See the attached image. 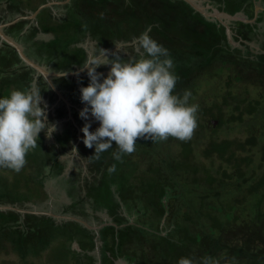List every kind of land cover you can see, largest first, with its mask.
I'll use <instances>...</instances> for the list:
<instances>
[{"label":"trees","instance_id":"trees-1","mask_svg":"<svg viewBox=\"0 0 264 264\" xmlns=\"http://www.w3.org/2000/svg\"><path fill=\"white\" fill-rule=\"evenodd\" d=\"M49 1L7 0L0 9V24L27 16ZM209 2L229 15L243 12L252 18V0ZM52 8L43 9L34 21L21 20L4 29L28 58L54 73L75 72L87 63L85 45L91 42L93 57L102 53L100 49L122 45L124 53L114 50L108 58L139 59L134 38L151 25L149 35L173 59L174 94L188 91L189 104L198 106L197 127L187 140L138 138L135 151L120 160L113 158L116 148L99 159H87L94 148L83 144V133L77 136L70 122L53 133L52 142H46L42 131L19 172L0 168V206L28 210L44 200L46 182L64 177L66 162L60 158L78 137L76 150L87 174L73 172L67 180L85 194L67 193L71 203L61 215L89 224L92 218L100 225L104 221L95 213L104 212L115 226L103 227L97 239L93 231L73 221L0 211V253L10 250L27 262L52 251L58 242L66 264H114L118 259L128 264H178L182 257L193 264H264V54H251L243 43V50L233 48L223 26L204 19L181 0H71L54 6L60 10L57 14ZM262 19L264 14L256 22ZM236 24L233 39L253 41L254 26ZM86 73L52 81L59 90L73 92L72 102L78 105L76 80L86 87ZM201 81L210 83L212 92L197 98ZM32 88L55 101L45 80L2 43L0 96ZM65 116L66 111L58 109L48 121L53 124ZM236 129L239 136H230ZM113 165L115 171L109 172ZM96 241L99 257L92 253Z\"/></svg>","mask_w":264,"mask_h":264},{"label":"clouds","instance_id":"clouds-1","mask_svg":"<svg viewBox=\"0 0 264 264\" xmlns=\"http://www.w3.org/2000/svg\"><path fill=\"white\" fill-rule=\"evenodd\" d=\"M151 30L149 25L134 38L139 59H109L100 49L102 57L90 59L79 69H87L89 79L88 85L79 89L84 104L79 117L85 121L82 142L94 148V155L87 159H99L103 152L116 148L112 155L120 160L135 151L138 138L152 142L169 137L187 140L197 127L198 106L189 104L190 92L174 94L177 76L173 59L168 49L149 35ZM101 66H110L107 76L97 72ZM41 104L35 88L0 96V168L19 172L28 152L38 146L39 134L44 131L50 138L56 131ZM92 121L99 124L94 131L90 130ZM108 171H115V165ZM178 264L193 261L182 257Z\"/></svg>","mask_w":264,"mask_h":264},{"label":"water","instance_id":"water-1","mask_svg":"<svg viewBox=\"0 0 264 264\" xmlns=\"http://www.w3.org/2000/svg\"><path fill=\"white\" fill-rule=\"evenodd\" d=\"M70 1L71 0L47 2L45 4L40 5L34 12L30 13L27 16H19L12 21L0 24V44L5 43V44L9 45L10 47H12L16 51L21 62L24 63L27 67L34 70L37 76H41L45 80L47 85L50 87V89L53 91V93H55L60 100L65 102V104L69 108V113L71 112V110H70L71 105L62 97L61 93L55 87L52 79L57 78V77H75L77 75V73H81V72L79 70L75 71V72H70V73H54V72L49 71L45 66L39 65L38 63H36L33 60H31L30 58H28L24 52L23 46L20 43H18L14 38L6 35L4 32V29L11 26V25L16 24L17 22H19L21 20H34L37 18V16L39 15V13L43 9L51 8L54 5L63 6L65 4H68ZM181 1L188 4L194 11L199 13L204 19H206L208 21H217L221 26H223L225 28V33H226V38H227L228 44L230 46H232L233 48L243 49V47L241 45H239V43H237L233 40V33H232L230 26L234 22H242V23H246V24H251L254 22V20H251V21L248 20L242 12H238L234 15H229L225 12H221L216 7L211 5L209 0H181ZM260 10H264V9H262L259 6V4L256 3L255 4V15H257V13ZM109 51H113V50H109ZM109 51H107L106 53H108ZM85 70H87V69H85ZM70 119H71V117H70ZM213 124L216 125L217 122L213 121ZM78 132H79V130H78ZM0 211L1 212L15 211V212L20 213V214L44 215V216H48V217H51L53 219H56L58 221H73V222H76V223L84 226L86 229L93 231L95 233L97 239L99 237V230H101L103 227H105L109 224L115 226L114 224L109 223L107 221L100 224V225L89 224L88 222H86L80 218L70 216V215H57V214H54L52 212H39V211L32 212V211H28V210H22V209H19L18 207L11 206V205H1ZM166 216H167V214L165 213V215L163 216V219L161 221L162 224L164 223ZM98 244H99V242L96 241V247ZM72 246L76 251H80L79 247L76 243H73ZM96 253L99 254L98 248H96ZM114 264H128V263L121 260V259H118V260L114 261ZM132 264H135V263H132Z\"/></svg>","mask_w":264,"mask_h":264},{"label":"flooded vegetation","instance_id":"flooded-vegetation-1","mask_svg":"<svg viewBox=\"0 0 264 264\" xmlns=\"http://www.w3.org/2000/svg\"><path fill=\"white\" fill-rule=\"evenodd\" d=\"M51 2V1H49ZM252 3H253V8H252V18L249 19L245 13H243L246 18L248 20H254L253 23L251 24H247V25H250V26H254L253 27V41H251L250 43H247L246 41H243L241 39H239L238 41H234L239 43V45H241L242 43L243 44H248L249 45V48H250V53L253 54V55H257L258 53H262L264 54V49L262 50L261 49V45L264 46V19H262V21L260 22H256L257 19L259 18L260 15L264 14V10H260L257 15H255V4L258 3L259 6L264 9V0H252ZM53 14H56L55 10L52 11ZM242 23V22H241ZM246 24V23H244ZM236 22H234L230 27L233 28V35H236V32H237V27H236ZM232 30V29H231ZM85 48H87V52H88V60L87 62L90 60V59H93L95 57H93L92 55V50H93V43H89L87 42L86 45H85ZM118 48V49H117ZM238 49V48H237ZM114 50H120L121 52L124 53V50L122 49V45L121 46H117ZM243 50V49H241ZM109 51V50H108ZM107 51H105L106 53ZM112 51H109L108 53H106V56L108 57V54H110ZM100 57L103 56V53H101L99 55ZM101 62H104L103 60H101ZM110 71V66H101L99 68H97V72L98 73H102L104 76H107L108 72ZM83 72H87V70H84ZM80 74V73H79ZM77 76V75H76ZM75 76V77H76ZM76 86H77V89L79 90L81 87H83L81 85V83H79L77 80H76ZM56 87V86H55ZM50 88V87H49ZM57 88V87H56ZM51 90V89H50ZM57 90L61 93L62 97L71 105V112L69 113V108L67 107V105L65 104L64 101L60 100L57 95L55 93H52L55 95V101L53 103H51L50 101V95H44L42 96V104L41 106L42 107H46V115H47V118L50 117V116H53L54 113L56 112V110L58 109H64L66 111V116L63 118V119H59V120H56L52 125H55L56 127V131L55 132H61L65 127V124L66 122H70L72 126H74V128L76 129V132H77V136H80L81 134V128L83 127L85 121H83L80 117H79V112L82 110V108L84 107V104H82L81 102L77 105V103H73L72 102V98H74V94L73 92H70V91H63V90H59L57 88ZM71 117V119H70ZM95 124V125H93ZM99 126L98 122H94L92 121V128L90 130H92L93 128H97ZM79 130V132H78ZM53 136V134H52ZM47 137L45 136V140L46 142H50L51 139L53 141V137ZM79 143V140H78V137L76 139L75 142H71V149L69 151H67L63 156H61V160L62 161H65L66 162V167H65V170H64V177H60V183H62V185H64L63 187V192L66 196L67 199L68 198V194L67 193H71L73 195V197L76 195H84L85 192L84 190L82 189H79V188H76L74 185L70 184L67 180V176L70 174V173H81V177H85V175L87 174V171L85 170V165L84 166H81V165H77L75 166L73 163V160H81L78 156L79 154L73 149V148H77V145ZM73 149V150H72ZM67 159V160H65ZM82 161V160H81ZM84 164V163H83ZM82 183V182H81ZM82 185V184H81ZM45 188V187H44ZM46 193V191H45ZM47 194V193H46ZM70 200V199H69ZM86 211L87 213H89L90 215L93 216V212L91 211L90 207H87L86 206ZM97 216L101 217L103 219V216H105L106 218V221L109 222V218L107 217V215H105L104 212H99V213H95ZM92 219V218H91ZM93 220V219H92ZM104 221V222H106ZM92 224H96V223H92ZM97 225V224H96ZM99 225V224H98ZM99 238V237H98ZM99 246H100V243L97 245L96 248H98V251H99ZM96 248L95 250L92 252H96Z\"/></svg>","mask_w":264,"mask_h":264},{"label":"rangeland","instance_id":"rangeland-1","mask_svg":"<svg viewBox=\"0 0 264 264\" xmlns=\"http://www.w3.org/2000/svg\"><path fill=\"white\" fill-rule=\"evenodd\" d=\"M28 1L32 3V2H35L36 0H23V2H26V3H28ZM59 11L60 10L58 9V12ZM218 84H219V87H222V83H220V81L218 82ZM210 88H212V85L210 83H208L207 81L205 82L201 81L200 83H198V86L196 88V92H197L196 97L200 98V97L211 95L212 90ZM216 89L219 91V93L221 92V88L220 89L216 88ZM222 136L224 135L222 134ZM230 136H239V129H236L233 133L230 134ZM50 142H52V139ZM73 162L75 166L77 165L84 166L83 161L81 160H73ZM63 187L64 185H62V183L58 181L48 180L44 188V191H46L47 193L46 198L41 201L38 200L37 201L38 204L36 205H29V207L31 208L28 210L32 212H37V211L52 212L54 214L61 215L63 208L69 206L71 203V200L66 198L62 190ZM105 218L106 217L103 216L102 220L106 221ZM90 220H91V223H95L92 219ZM55 244L57 247H54L53 248L54 250L52 249L51 251V249H49L48 251L50 252L47 251L46 254H43L42 256L38 258H28L27 262L22 261L17 255H15L10 250H8L7 254L0 253V264H66L65 257L62 255L60 251L61 246L59 245L58 242H55ZM93 254L96 255L97 253L94 252ZM97 257H99V254H97Z\"/></svg>","mask_w":264,"mask_h":264},{"label":"crops","instance_id":"crops-1","mask_svg":"<svg viewBox=\"0 0 264 264\" xmlns=\"http://www.w3.org/2000/svg\"><path fill=\"white\" fill-rule=\"evenodd\" d=\"M6 1L7 0H0V9H4L5 7H6ZM52 1V0H51ZM55 1V0H54ZM54 6H61V5H54ZM54 6H53V8H52V11L53 10H55V12H56V14H57V12H58V9H56V8H54ZM39 7V6H38ZM32 13V12H31ZM30 14V13H29ZM19 17V16H18ZM17 18V17H16ZM34 20H36V19H34ZM34 20H32V21H34ZM39 38H43V39H46V40H48V39H50L51 38V35H39ZM1 45V44H0ZM79 140V139H78ZM80 141V140H79ZM80 159H81V157L80 156H78ZM82 160V159H81ZM83 161V160H82ZM83 163H84V165H85V170L87 171V167H86V163L83 161ZM22 210H24V209H22ZM29 211V210H28ZM24 215V214H23Z\"/></svg>","mask_w":264,"mask_h":264}]
</instances>
